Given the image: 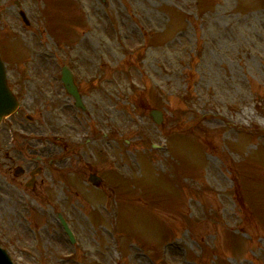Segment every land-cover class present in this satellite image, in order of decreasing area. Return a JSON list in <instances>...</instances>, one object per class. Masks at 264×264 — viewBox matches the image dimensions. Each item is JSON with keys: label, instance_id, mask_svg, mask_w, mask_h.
Masks as SVG:
<instances>
[{"label": "rangeland", "instance_id": "1", "mask_svg": "<svg viewBox=\"0 0 264 264\" xmlns=\"http://www.w3.org/2000/svg\"><path fill=\"white\" fill-rule=\"evenodd\" d=\"M0 49L22 97L0 142L31 125L55 161L50 199L0 161L14 263L264 264V0H0Z\"/></svg>", "mask_w": 264, "mask_h": 264}, {"label": "flooded vegetation", "instance_id": "2", "mask_svg": "<svg viewBox=\"0 0 264 264\" xmlns=\"http://www.w3.org/2000/svg\"><path fill=\"white\" fill-rule=\"evenodd\" d=\"M21 126L22 127H20L21 129L19 130V133L21 135L23 132L22 141L18 140L19 134L15 136L13 132L9 130L10 138L8 142L6 139H3L0 142V152L4 153L3 157L0 158V161L6 163L3 171L0 170L2 177L4 178L6 185L12 183V185L15 187H22V189L25 191L22 192L23 195H37V199L38 196L43 198L48 197V199H50L51 195L48 188L51 183H49L50 181L48 179V170L51 171L53 169L55 161L53 160L52 156L47 157L48 154L44 151V149L39 151V147L37 146V138H31V134L27 132V128H32L31 125H28L27 127L24 125ZM49 143L52 144V142ZM38 151L40 154H37ZM32 153L36 154L32 155ZM26 158L33 159L32 161L36 162V164L34 166L31 162L29 164L25 161ZM92 173L100 176V173L98 174L97 172H91V174ZM98 183L99 185L106 184L105 177L103 176V178L100 179ZM23 203L27 205V202L23 201ZM42 213L46 214V209L43 210Z\"/></svg>", "mask_w": 264, "mask_h": 264}, {"label": "water", "instance_id": "3", "mask_svg": "<svg viewBox=\"0 0 264 264\" xmlns=\"http://www.w3.org/2000/svg\"><path fill=\"white\" fill-rule=\"evenodd\" d=\"M24 20L27 22L25 14H22ZM66 89L68 92L76 98V105L82 109H85L83 104L82 98L73 82V79L70 73L65 69L63 71V78H62ZM18 106L17 100L11 91L8 88L4 64L1 62L0 59V121L3 117L10 115L13 113ZM154 116H156V121L159 122L160 114L157 111L153 112ZM0 264H13L9 257L7 256L6 252L0 248Z\"/></svg>", "mask_w": 264, "mask_h": 264}]
</instances>
